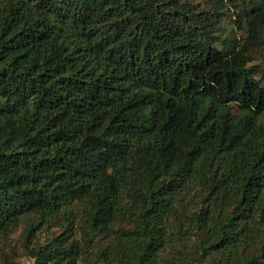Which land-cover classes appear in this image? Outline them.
Wrapping results in <instances>:
<instances>
[{"label":"trees","instance_id":"1","mask_svg":"<svg viewBox=\"0 0 264 264\" xmlns=\"http://www.w3.org/2000/svg\"><path fill=\"white\" fill-rule=\"evenodd\" d=\"M261 49L264 0H0V235L60 227L32 264H264Z\"/></svg>","mask_w":264,"mask_h":264},{"label":"rangeland","instance_id":"2","mask_svg":"<svg viewBox=\"0 0 264 264\" xmlns=\"http://www.w3.org/2000/svg\"><path fill=\"white\" fill-rule=\"evenodd\" d=\"M230 19L231 17H229L228 21L227 18L223 21V25L225 27V32L227 35H231L233 31V26ZM263 57L264 49L255 51L253 64H261L262 67H264ZM30 226H34V234H32L33 242H43L47 238L61 231V228L58 226H52V224L43 226L34 218H23L17 228L12 230L5 236L0 235V264H32L31 258L28 256L26 250L24 249L26 231ZM105 244V240L99 241V246H104ZM173 251L174 250H171L170 247H167L164 250V252L162 253L164 261L162 262V264H171V262L173 261H178L176 258H174L176 253L175 251ZM79 264L85 263L81 262Z\"/></svg>","mask_w":264,"mask_h":264}]
</instances>
